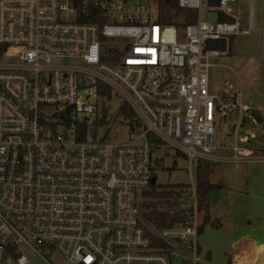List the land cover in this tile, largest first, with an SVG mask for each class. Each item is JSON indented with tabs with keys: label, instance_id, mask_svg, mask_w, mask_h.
<instances>
[{
	"label": "built area",
	"instance_id": "obj_1",
	"mask_svg": "<svg viewBox=\"0 0 264 264\" xmlns=\"http://www.w3.org/2000/svg\"><path fill=\"white\" fill-rule=\"evenodd\" d=\"M215 1L178 0L198 12L179 30L159 21V0H0L1 56L15 59L0 64V264L199 262L196 167L221 160L217 129L233 139L236 169L264 160L254 135L238 136L251 109L241 78L214 92L209 80L231 38L256 25L243 28L237 0ZM112 93L135 113L132 141L98 132V98ZM148 134L191 172L178 193L183 219L151 227L152 237L142 204L159 158ZM249 261L264 264V244Z\"/></svg>",
	"mask_w": 264,
	"mask_h": 264
},
{
	"label": "rangeland",
	"instance_id": "obj_2",
	"mask_svg": "<svg viewBox=\"0 0 264 264\" xmlns=\"http://www.w3.org/2000/svg\"><path fill=\"white\" fill-rule=\"evenodd\" d=\"M229 5L241 20L243 28H250L251 23L256 28L251 29L250 35L231 38L229 53L217 59L221 66L210 70V90L214 92L219 89L226 78H241L244 100L251 109L244 116L238 136L243 140L254 135L249 145L264 148V0H237ZM208 7L207 4L203 5V17L213 20L216 12L209 11ZM14 60L12 55L0 56V64ZM124 99L114 93L110 98H98L99 108L105 110L107 122L98 125L97 129L99 133L106 134L108 142H127L135 138L129 120L119 112ZM216 143L214 155L221 160L215 161L211 180L218 187L207 199L211 222L199 234L205 252L199 254L201 259L197 264H228L232 259L233 241L236 239L237 244L247 233H255L254 226L264 228V160L246 162L236 169L231 162L233 139L226 127L217 129ZM258 153L262 154L261 151ZM153 157L159 158L158 162H161L154 167L157 196L164 190L174 191L180 185L191 183L189 159L185 155L173 149L154 147ZM193 174L195 168L192 169ZM156 205L159 210H163L157 197ZM143 221L146 223L145 219ZM258 237V241H264V231L258 233ZM236 264L243 262L238 259Z\"/></svg>",
	"mask_w": 264,
	"mask_h": 264
},
{
	"label": "trees",
	"instance_id": "obj_3",
	"mask_svg": "<svg viewBox=\"0 0 264 264\" xmlns=\"http://www.w3.org/2000/svg\"><path fill=\"white\" fill-rule=\"evenodd\" d=\"M159 21L164 24L174 25L177 29L185 27L188 23L193 22L198 17V12L193 9H185L178 5V0H159ZM218 19L229 21L230 17L220 13ZM3 53V49H0V56ZM100 93H102V87H100ZM119 112L123 113L129 120V125L135 119V113L131 106L126 103H121L119 106ZM107 121L104 117L101 120V124L104 125ZM149 142L152 146L159 142L151 134H148ZM264 153V149L262 150ZM161 162H158L160 164ZM215 162L200 159L196 167V193L198 199V208L202 214V221L199 226V233H202L207 225L210 224L211 217L207 208V199L209 194L215 190L218 186L212 182L211 176L213 174ZM155 175V173H154ZM156 176V175H155ZM154 184L150 191L145 193L144 202L142 204V215L146 221L145 230L146 234L151 236V227L163 228L172 226L176 222L183 219V211L178 208V193L180 188H188L190 185H180L174 191H163L157 196V188ZM156 197L159 198L163 210H159L156 205ZM212 224V223H211ZM153 235V234H152ZM152 237V236H151ZM245 239H242V241ZM240 241L236 244L237 250L240 248ZM155 243V241H154ZM243 246V245H242ZM228 264H232L231 259ZM236 264V263H235Z\"/></svg>",
	"mask_w": 264,
	"mask_h": 264
},
{
	"label": "crops",
	"instance_id": "obj_4",
	"mask_svg": "<svg viewBox=\"0 0 264 264\" xmlns=\"http://www.w3.org/2000/svg\"><path fill=\"white\" fill-rule=\"evenodd\" d=\"M254 231H256L253 234H249L247 233L245 236V240L242 241V243L240 244V248H238L237 250V246H236V239L233 241V253H232V264H235L237 262L238 259H240V261L243 262V264H249V258L251 256V254L256 253L257 250L264 244V241H258L259 237H258V233H261L262 231H264V228H257V227H252ZM199 245H200V249L201 252L203 254V252H205L202 249V245L200 244L199 241ZM243 245V246H242Z\"/></svg>",
	"mask_w": 264,
	"mask_h": 264
},
{
	"label": "water",
	"instance_id": "obj_5",
	"mask_svg": "<svg viewBox=\"0 0 264 264\" xmlns=\"http://www.w3.org/2000/svg\"><path fill=\"white\" fill-rule=\"evenodd\" d=\"M219 4H220V0H216L213 5L217 6ZM0 89H1V86H0ZM155 183H156V177H154L153 180H152V184H155Z\"/></svg>",
	"mask_w": 264,
	"mask_h": 264
}]
</instances>
